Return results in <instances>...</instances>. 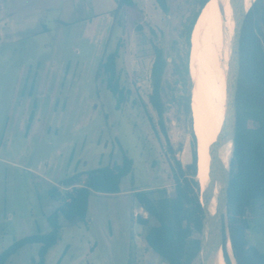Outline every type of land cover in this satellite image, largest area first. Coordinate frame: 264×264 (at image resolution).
Listing matches in <instances>:
<instances>
[{
	"label": "rangeland",
	"instance_id": "374dc122",
	"mask_svg": "<svg viewBox=\"0 0 264 264\" xmlns=\"http://www.w3.org/2000/svg\"><path fill=\"white\" fill-rule=\"evenodd\" d=\"M134 1L141 30L116 26L108 42L109 49L118 47L119 79L128 90L116 108L101 76L96 77L114 0H90L84 21L74 10L62 13L58 0H0L5 14L0 17V252L23 237L49 233L47 217L59 204L49 189L55 186L61 196L71 189L61 185L63 179L120 164L123 147L132 164L119 180L120 191L91 193L85 219L76 225L58 217V237L43 264H166L144 241L146 227L137 217L146 213L132 189H163L171 195V167L176 160L189 161L191 131L197 148L190 62L195 26L188 61L190 119L182 105L185 91L170 74L171 57L184 51L182 30L197 5L166 0L164 13L154 0ZM152 42L163 48L168 62L164 122L170 149L147 100ZM244 219L248 242L264 252V196L251 202ZM227 224L225 212L221 251L235 264ZM39 246L25 244L3 264H37ZM198 263L200 255L193 262Z\"/></svg>",
	"mask_w": 264,
	"mask_h": 264
},
{
	"label": "trees",
	"instance_id": "16d2710c",
	"mask_svg": "<svg viewBox=\"0 0 264 264\" xmlns=\"http://www.w3.org/2000/svg\"><path fill=\"white\" fill-rule=\"evenodd\" d=\"M196 9L187 17L183 27L185 48L171 57L170 74L174 84L183 91L182 101L185 115L190 117V94L188 61L190 35L196 18L207 0H195ZM224 0H217L205 11L198 21L191 37L190 62L193 64L202 35L218 20ZM158 8L166 13L167 1L154 0ZM112 22L109 28L96 77L101 76L106 89L115 99L118 108L128 96L120 82L117 68L118 47L109 49L108 42L116 26L121 25L127 31L141 30L138 21L141 10L133 0H115ZM153 34V30L150 29ZM152 59L149 67L150 91L147 100L156 114V125L163 135L167 148L164 112L166 94L165 73L168 65L163 48L151 43ZM150 126L156 133L155 124L150 116ZM120 164L103 166L83 171L63 179L61 185L71 189L61 196L55 186L49 189L52 198L58 196L57 208L47 217L51 226L45 235L34 234L15 241L0 252V264L14 254L21 246L38 243L37 264H43L49 247L58 237V217L66 223L76 225L84 221L87 201L91 193L115 194L119 190V180L130 172L132 160L121 147ZM196 136L190 132L189 161L181 164L175 161L171 167L173 193L167 195L163 189H150L148 192L134 190L133 197L137 205L146 213L138 216V224L145 226L144 241L166 264H193L199 255L200 235L204 229V213L200 202ZM264 196V0H254L246 11L238 42V76L235 92V136L227 186L226 213L228 220V239L235 264H264V252L250 244L246 238L247 222L244 214L254 199ZM196 235V236H195ZM225 237L223 236V241ZM225 264H230L228 256L222 252ZM128 264H132L128 262ZM199 264V263H198Z\"/></svg>",
	"mask_w": 264,
	"mask_h": 264
},
{
	"label": "bare ground",
	"instance_id": "6f19581e",
	"mask_svg": "<svg viewBox=\"0 0 264 264\" xmlns=\"http://www.w3.org/2000/svg\"><path fill=\"white\" fill-rule=\"evenodd\" d=\"M251 0H239L240 13ZM217 0H207L201 8L195 25L203 18L205 11ZM232 30L231 0H224L218 20L202 35L193 64V106L197 135L196 175L200 185V201L208 213L214 204L216 182L214 170L216 156L224 161L229 151L228 141H224L216 150V136L225 115L227 95V70L229 60V39ZM191 55V53H190ZM211 193L213 194L212 199ZM211 264H225L222 251L216 237L209 242Z\"/></svg>",
	"mask_w": 264,
	"mask_h": 264
},
{
	"label": "water",
	"instance_id": "95a60500",
	"mask_svg": "<svg viewBox=\"0 0 264 264\" xmlns=\"http://www.w3.org/2000/svg\"><path fill=\"white\" fill-rule=\"evenodd\" d=\"M246 11L242 14V16H239V0H231L232 30L229 39L225 115L215 140L216 150H219L223 142L226 140L229 143V151L224 161L219 158L218 154L216 156L214 183L216 182L217 186L214 195V204L208 209L207 214L205 213V209L202 205L204 213V229L200 235L199 255L201 264H211L209 256L210 240L216 237L221 249L223 236L225 237V235H223L222 225L224 214L226 212L227 186L235 136V92L238 76V42L243 17ZM212 196L213 194L211 193L210 199H212Z\"/></svg>",
	"mask_w": 264,
	"mask_h": 264
},
{
	"label": "crops",
	"instance_id": "0c3cea01",
	"mask_svg": "<svg viewBox=\"0 0 264 264\" xmlns=\"http://www.w3.org/2000/svg\"><path fill=\"white\" fill-rule=\"evenodd\" d=\"M58 1L60 2L57 3L56 7H59L62 13H65L64 10L66 9H68L69 11L71 9L72 11L74 10L77 13H81L83 17L82 19H79V20L84 21L86 18L85 16H88L90 14V8L92 4L90 0H58ZM115 5L116 3L114 4V7ZM3 12H4V8H2V5L0 4V17ZM2 15H5V14H2ZM1 20L2 19L0 18V21Z\"/></svg>",
	"mask_w": 264,
	"mask_h": 264
}]
</instances>
